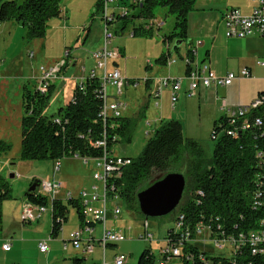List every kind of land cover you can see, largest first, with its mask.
<instances>
[{
  "label": "rangeland",
  "instance_id": "374dc122",
  "mask_svg": "<svg viewBox=\"0 0 264 264\" xmlns=\"http://www.w3.org/2000/svg\"><path fill=\"white\" fill-rule=\"evenodd\" d=\"M95 1L62 0L63 12L48 21L46 34L41 38L27 40L26 27L15 21L12 22H15L16 27L0 36V143L7 146H2L0 151V175L7 178L10 189L9 198L1 204L0 243L7 240L14 248L5 264H31L32 258H28L24 251L20 253L16 248L17 242L23 240H27L28 245L36 234L32 230L36 227H34V223L23 224L20 217V205H22L24 193L33 179L61 182L60 193L70 191L72 197L79 195L82 189L90 193L93 185L100 188V182L92 178L95 169L93 160L85 162L82 158L75 156H64L58 159H22L20 157L21 117L23 114L21 86L25 85L28 89L34 90L38 83L37 77L40 74L39 66H56L67 60L66 67L60 71L59 78L55 80V88L51 92L49 103L43 114L49 117L55 115L58 108L70 99L75 84L86 74V72H82V67L88 70L94 66L91 53L102 42L104 22L101 19V10L94 14L92 21L90 19ZM132 3L133 0H118V3H109V11L114 10L116 15L108 27L113 35L110 47L117 51L113 59L123 76L138 82V86L135 88L124 85L122 94L117 98L127 104L121 116L129 118L130 125L126 135L120 137V140L111 147L112 152L130 158L138 157L147 140L154 133V124L157 126L159 120L174 118L179 119L182 123L183 137L196 140L205 155L211 157L214 148V140L211 138L213 119L210 118L211 116L204 110V107L199 106L196 96H188L183 92L187 85L186 80L183 81L182 89L178 92V99L173 106L171 105L170 92L167 89H163L160 96L155 97L156 78L171 75V67L168 69L165 65L158 63L156 59L162 52H165L164 46L167 41L163 39L172 31L174 17L171 14L166 15L165 9L159 6L154 8L153 17H133L139 13V7L135 4L132 6ZM124 11L128 13L127 24H124V19L121 18ZM153 20L163 22V24L159 26L160 28L155 25L151 28L152 30L146 31L145 26ZM87 25H89V35L86 37L87 28L83 30V27ZM134 27L140 28L133 36L131 32ZM177 40L178 38H173L169 41V46L170 52H172L171 58L181 65V57H184L189 43L186 39L180 42L178 48L174 50ZM67 51L68 56L66 57ZM31 52L33 56L30 57ZM74 60L76 63L72 65L71 62ZM147 60L150 61L153 69L146 68ZM109 61V67L112 68V59ZM180 71V69L175 70L172 67V74L178 75ZM148 78H152L151 81L156 84L154 83L149 90H146L144 80ZM108 91H111L109 86ZM148 93L151 95L148 96ZM57 162L59 163L58 168ZM10 173H14L15 176L9 178ZM156 176L154 175L153 178ZM60 195L62 196V194ZM185 198L186 196L181 198L179 205ZM60 199L65 198L61 197ZM50 203L51 198L48 197L41 219L44 223L42 227L44 232H47L50 226ZM116 205L120 208V214L114 217L112 210ZM179 205L174 211L162 217L145 218L142 213L130 207L121 198L109 200L106 225L110 229L122 232L126 239L117 244L114 243L115 246L112 249L107 248L105 264H114L113 255L110 254L113 250L128 256L127 264H136L140 253L145 249H149L154 254V264H158L159 251L166 245L165 237L171 228H175L180 213ZM73 217L77 218L76 212L69 205L67 219L73 220ZM145 219L148 221V231L153 234L151 241L139 237L144 229L143 221ZM96 224L100 226L99 223H95L94 226ZM184 227H188V224L185 223ZM209 235V232H206L202 236H195L194 246L199 251H205L211 256L230 257L233 254L232 246L228 244L222 249H217L214 240ZM211 235L214 234L211 233ZM60 239L61 232L51 241L46 242L50 250L52 241H56L55 261L52 264H62L64 260ZM96 255L97 249L93 253L94 257ZM85 261L88 264H103L100 254L98 261L88 258ZM3 263V258H0V264ZM166 264H183L182 258L173 257Z\"/></svg>",
  "mask_w": 264,
  "mask_h": 264
},
{
  "label": "trees",
  "instance_id": "16d2710c",
  "mask_svg": "<svg viewBox=\"0 0 264 264\" xmlns=\"http://www.w3.org/2000/svg\"><path fill=\"white\" fill-rule=\"evenodd\" d=\"M194 1L141 0L135 3L139 7V13L133 17H153L155 7L164 8L166 15L174 17V26L163 40L169 42L178 38L175 50L180 42L187 39V16ZM61 2L62 0H0V23L15 21L26 27L27 40L41 38L46 34L48 21L63 12ZM102 5L103 0L95 1L94 10L90 14L91 21L94 14L102 10ZM121 18L124 19V24L128 23V14ZM89 25L86 26L87 31ZM139 28H133V36ZM150 30L152 29H146ZM185 55L192 59V47ZM168 58H171L170 48L156 61L164 65ZM54 85L55 83L49 84L45 92L36 87L30 90L23 86L22 159H58L75 155L94 157L103 151L94 143L103 137L104 132L109 150L120 137L126 135L130 125L129 118L112 117L104 123L99 116L102 105L101 82L96 77L88 76L84 81L77 82L70 99L58 108L55 115L49 117L43 112ZM257 118H264V103L243 117H234V122L224 114L213 121L211 138L214 140V148L211 157L205 155L196 140L183 137L180 121L160 120L141 154L136 158L131 157V163L122 167L121 177L114 181L119 198L140 213L137 193L167 173L182 171L185 177L182 197L186 198L179 205V215L183 216L184 223L191 229L201 221L211 224L213 229L220 225L227 235L258 228L259 220L264 217V205L261 208L254 207L253 201L255 192L264 189L261 183L264 166L256 156L257 148L261 146L260 135L264 131V125L255 124ZM228 130H233L235 135H229ZM2 146L7 147L0 143V151ZM154 175H157L156 178H153ZM8 186L7 178L0 175V230L1 204L10 196ZM26 199L39 206L47 204V197L39 190L28 194ZM69 205L75 209L80 224L86 222L78 198H55L51 206L53 235L61 228V220L66 218ZM88 224L94 226L95 223ZM175 240L174 228H171L165 237V246L173 245ZM183 250L193 253L191 260L182 258L183 264H202L200 256H204L212 264H264V258L253 254L248 244L236 248L230 257L211 256L205 251H199L191 243L186 244ZM82 261L83 259L74 258L73 264H82ZM154 262V254L145 249L140 253L136 264Z\"/></svg>",
  "mask_w": 264,
  "mask_h": 264
},
{
  "label": "built area",
  "instance_id": "2783aa9c",
  "mask_svg": "<svg viewBox=\"0 0 264 264\" xmlns=\"http://www.w3.org/2000/svg\"><path fill=\"white\" fill-rule=\"evenodd\" d=\"M140 1L141 0H133V3L135 4ZM112 2L118 3V0H103L101 10V19L104 22L102 42L100 46L91 53L94 60V66L90 67L88 70H86L85 67H82V72H86V74L79 81L80 83L88 76H94L101 82L102 105L99 111V116L104 123L108 118L120 117L122 112L126 109V103L117 99L122 94V87L124 85H131L132 87L138 86L136 80L126 78L118 68L108 67L109 60L113 59L117 52L110 47L113 35L108 28L116 18L114 10L111 12L109 11V3ZM257 2V6L248 15L242 14L237 8H230L225 12L224 25L225 35L227 37L244 38L253 33H258L264 37V0H257ZM127 14V11H124L121 17ZM161 24L162 22H156L153 20L145 26V29L152 28L155 25L159 27ZM131 35H133V32H131ZM197 45L198 44H196V46ZM196 46H192V59L186 55L183 57L184 63L186 64L184 79L187 81L188 95H193L199 85H202L205 88L227 86L237 77H245L249 75V71L246 68L242 69L239 74L228 72L224 76L217 75L210 68L208 63L199 62L195 59ZM65 55L66 57L68 56V51ZM29 56H33V53L31 52ZM173 62L174 60L172 58H168L165 65H169ZM258 63L264 66V61H259ZM66 65L67 60L62 61L56 66H39L40 74L36 88L41 92H45L49 84L55 83V80L59 77L60 71L66 67ZM147 81L148 79H145L144 83ZM182 81V78L171 76L157 78L156 90L154 91L155 97L157 98L160 95L162 89L168 87L171 91V105L173 106L177 100V92L181 90ZM108 86L111 88V91H108ZM263 103L264 91H262V93L260 92L249 105L238 107L233 110L226 109L224 115L229 117L231 122H234V117H243L251 110L260 107ZM255 124L264 125V118H257ZM227 133L231 136L235 135L233 130H228ZM260 136L261 146L257 148L256 156L261 159L263 162L262 165L264 166V131ZM94 145L102 148L103 151L101 154L94 157L80 158L85 162L89 160L95 161V169L93 170L92 178L100 182V188L97 185H93L90 193H87L85 189H82L79 192L78 199L82 204L83 215L86 222L77 227L70 234V242L73 247L76 249H82L86 254H91L94 249V243H92V240H94L92 235L94 228L92 225L88 224L89 222L99 223L101 225V234L97 239V242L102 247L103 253L108 244L118 243L126 239L122 232L108 228L106 221L108 216V201L119 199L113 183L117 178L121 177L122 167L129 165L131 163V158L114 154L111 149L109 150L107 148L105 132L103 133L102 138L95 141ZM75 157L78 156L75 155ZM58 165L59 163L57 162V168ZM261 183L264 185V176ZM61 190V182L39 181V191L45 195L47 199L48 197L51 198L50 210L52 201L55 198H61L58 197ZM63 197L65 199H70L72 195L70 191H64ZM262 204L264 205V189L255 192L253 201L254 207H261L263 206ZM46 205L39 206L27 200L21 210V222L23 224L36 222L45 210ZM112 214L114 217H117V215L120 214V208L118 205L113 207ZM61 223H63V220H61ZM184 224L183 216L179 215L174 228V238H176L173 242L174 244H171V246H164L159 251L161 264H164L165 261H168L173 257H185L186 259L191 260L193 258V253L191 251H184L183 247L188 243L194 245L195 236H202L206 232H209V236L214 240L217 249H222L228 244L232 246V251L234 253L236 248L248 244L253 254H259L264 258V218L259 220V228L248 232H240L236 235H227L220 225H217L216 229H213L211 224H206L203 221L199 222L193 229L189 226L184 227ZM143 228L144 229L139 237L151 241L153 239V234L148 231V221L146 219L143 221ZM211 233L214 235H211ZM63 245L65 248L66 242H64ZM1 248L3 250H8L10 244L5 242L1 245ZM47 249L48 246L46 242L41 241L39 243V250L45 252ZM199 258L202 261V264H212L210 261L206 260L204 256H200ZM127 260L128 256L122 253H118L114 256V264H126Z\"/></svg>",
  "mask_w": 264,
  "mask_h": 264
},
{
  "label": "crops",
  "instance_id": "0c3cea01",
  "mask_svg": "<svg viewBox=\"0 0 264 264\" xmlns=\"http://www.w3.org/2000/svg\"><path fill=\"white\" fill-rule=\"evenodd\" d=\"M257 4H258L257 0H195L192 9L188 13L186 38L188 39L189 44L187 45L186 52L193 45L196 46V44H198L195 47V52H196L195 59L199 62L208 63L210 65V68L219 76H224L228 72H234L236 74H239L240 71L244 68H246L249 71L248 76L245 77L239 76L236 79H234L230 85L227 86H213V87L205 88L202 85H199V87L197 88L196 92L193 95L187 94V85H185L183 92H185L188 96H193V97L196 96L199 106L204 107V110L208 113V115L211 116L210 118H212L213 121L219 119L223 114H225L226 109L233 110V109H237L238 107L249 105L260 92L264 91V66L258 63L259 61H264V37L258 33L250 34L244 38L227 37L225 35V25H224V14L228 9L237 8L241 11L242 14L248 15L253 11V9L257 6ZM15 25H16L15 22L12 21L1 22L0 36L4 34L6 31L12 30L14 27H16ZM85 29L86 26L83 27V30ZM88 35H89V30L86 32V37ZM164 48L165 51L168 48H170L169 42H167ZM181 59H182L181 65L177 64L178 62L175 59H173L174 62L169 65L164 64L165 67H168V69L169 67H171V75L168 74L166 76H160V77L171 76V77L182 78L184 81L186 64L184 63L183 57H181ZM71 63L72 65H75L76 61L74 60ZM109 63L110 61L108 62V67H109ZM112 64H113L112 68L113 67L117 68V63L114 61V59H112ZM152 67L153 66L150 63V61L147 60L146 68L153 69ZM172 67H174L175 70L180 69L181 70L179 72L180 74L178 75L174 73L172 74ZM151 80L152 78H148V82L144 83V87L146 90H149L151 86L154 85L155 82ZM182 83H181V89H182ZM23 86L25 85L21 86L22 91H23ZM126 86L132 87L131 85H126ZM164 89H167V91H169L171 94L170 88L167 87ZM22 91H21V95H22ZM178 92H177V99H178ZM149 95H151V93H148V96ZM175 120L180 121L179 119H175ZM155 127L156 125L154 124V128ZM60 194H62V196ZM60 194H58V197H63L64 191L63 193ZM76 197H78V194ZM26 201L27 199H23L22 205H20L21 210ZM42 216L43 215H41L36 222H33L34 227L35 226L36 227L32 230H34L36 234L34 235V237H32L30 243H28L27 245L28 242L27 240L17 242L18 243L16 248L17 251H20V253L24 251V254H26L28 258L31 257L32 258L31 264H52L55 261L54 251L56 247L55 246L56 241H52L50 250L48 247L47 251L45 252H41L39 250V243L41 241H45V242L51 241L52 238L58 236L60 232H61L60 240L62 241V250L64 252L63 253L64 260L62 264H73L74 258L83 259L82 264H88L85 261L87 258L93 261L94 260L98 261L99 254L102 255L103 264H105L106 262L105 256H106L107 248L109 247L112 249L115 246V244H108L103 254V249L100 246V244L97 242V239L101 234V225L97 226L96 224L94 226V231L92 233L94 237V240H92V243H94V249L91 254H86L83 252L82 249H76L70 243V234L77 227L80 226V222H81L77 214H76L77 218L73 217L74 218L73 220L72 219L68 220L66 214V218L64 219L62 226L56 235L52 234V220H50V226L48 227V231L44 232L42 230V227L44 226V223L41 221ZM28 224H32V223H28ZM5 242L8 241L4 240L0 243V258H3L4 260L3 264L7 262V258L14 249L12 247V244L8 242L10 244L9 250H3L1 248V245ZM64 242H66L65 248L63 247ZM95 249H97L96 257L93 256ZM111 253L113 255V258L116 254H118L114 250L111 251L110 254ZM170 260L165 261L164 264L168 263ZM160 262H161V258L159 257L158 264H161Z\"/></svg>",
  "mask_w": 264,
  "mask_h": 264
},
{
  "label": "water",
  "instance_id": "95a60500",
  "mask_svg": "<svg viewBox=\"0 0 264 264\" xmlns=\"http://www.w3.org/2000/svg\"><path fill=\"white\" fill-rule=\"evenodd\" d=\"M14 176V173L9 174V178ZM184 188L185 177L182 173H167L161 179L137 193L136 197L140 213L145 218L162 217L169 214L179 205ZM38 190L39 182L34 180L24 193V199H26L28 194Z\"/></svg>",
  "mask_w": 264,
  "mask_h": 264
}]
</instances>
